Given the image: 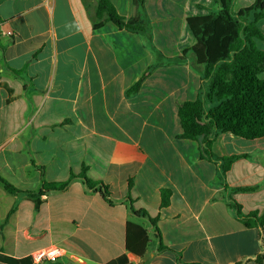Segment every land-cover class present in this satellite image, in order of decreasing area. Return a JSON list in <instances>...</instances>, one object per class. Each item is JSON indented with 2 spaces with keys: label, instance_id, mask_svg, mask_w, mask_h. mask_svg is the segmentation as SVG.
Returning <instances> with one entry per match:
<instances>
[{
  "label": "crops",
  "instance_id": "crops-1",
  "mask_svg": "<svg viewBox=\"0 0 264 264\" xmlns=\"http://www.w3.org/2000/svg\"><path fill=\"white\" fill-rule=\"evenodd\" d=\"M110 1L121 16L135 14L133 0ZM97 7L0 0V176L20 190L0 184V255L25 264H107L123 254L132 264H264V226L247 227L227 203L264 214V137L220 133L214 161L202 158V140L180 137L179 106L208 92L187 18L215 11V0H145L146 33L108 21L94 29ZM230 156L239 157L222 174L219 158ZM83 167L113 205L76 178L35 206L30 193ZM132 208L157 218L159 232ZM128 221L149 231L143 257L126 250ZM50 246L63 250L57 262L32 261Z\"/></svg>",
  "mask_w": 264,
  "mask_h": 264
},
{
  "label": "trees",
  "instance_id": "trees-1",
  "mask_svg": "<svg viewBox=\"0 0 264 264\" xmlns=\"http://www.w3.org/2000/svg\"><path fill=\"white\" fill-rule=\"evenodd\" d=\"M145 0H133L135 14L126 18L121 16L110 0H98L97 16L93 27L97 29L104 22H112L121 29L134 33H146L148 22L140 13ZM220 10L205 15L190 16L187 25L196 39L191 48L198 64L204 66V80L208 81V92L205 99L198 98L187 101L179 106V118L183 133L181 138L202 140L203 159L214 161L213 143L220 133L232 135L247 140L264 137V50L258 46V41L264 40V33L259 23L264 21V0H255L249 6L238 11L233 10V0H215ZM144 75L133 87L136 91ZM207 103L212 106L207 108ZM239 156L221 157V171H228ZM87 168L83 167L79 175L72 174L67 181L44 183L38 193H30L38 208L40 196L50 191L65 190L76 178H81L91 190L101 193L111 205L108 187L101 181L91 180L86 176ZM131 181L129 187H131ZM0 184L10 194L20 190L0 176ZM250 190V189H240ZM171 191H161V207L170 202ZM228 205L234 209L238 219L247 227H263L264 214L257 212L244 214L241 205L231 196ZM132 212L147 218L156 232L157 218H153L146 210ZM150 237L148 229L128 221L126 225V250L136 256L143 257L148 249ZM168 249L163 244L159 250ZM0 261L7 264H25L26 261L16 260L0 255ZM107 264H132L127 255L123 254Z\"/></svg>",
  "mask_w": 264,
  "mask_h": 264
},
{
  "label": "built area",
  "instance_id": "built-area-1",
  "mask_svg": "<svg viewBox=\"0 0 264 264\" xmlns=\"http://www.w3.org/2000/svg\"><path fill=\"white\" fill-rule=\"evenodd\" d=\"M63 256V250L56 246H50L38 250L32 255V261L34 263H55Z\"/></svg>",
  "mask_w": 264,
  "mask_h": 264
},
{
  "label": "rangeland",
  "instance_id": "rangeland-1",
  "mask_svg": "<svg viewBox=\"0 0 264 264\" xmlns=\"http://www.w3.org/2000/svg\"><path fill=\"white\" fill-rule=\"evenodd\" d=\"M255 0H233V10L234 11H238L240 8L242 7H246L251 5L252 3H254ZM216 5L218 6L216 8V10H209L207 11V13L210 12H217L220 10V5L218 3H216ZM208 9H212V7H208ZM259 27L261 28V30L264 32V21H261L259 23ZM258 46L262 49H264V40L263 41H258Z\"/></svg>",
  "mask_w": 264,
  "mask_h": 264
}]
</instances>
